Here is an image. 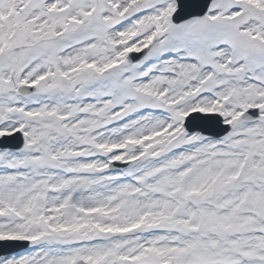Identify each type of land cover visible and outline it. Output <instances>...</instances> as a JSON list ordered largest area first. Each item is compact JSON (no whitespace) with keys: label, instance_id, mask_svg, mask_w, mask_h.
Returning <instances> with one entry per match:
<instances>
[{"label":"snow or ice","instance_id":"obj_1","mask_svg":"<svg viewBox=\"0 0 264 264\" xmlns=\"http://www.w3.org/2000/svg\"><path fill=\"white\" fill-rule=\"evenodd\" d=\"M0 264H264V0H0Z\"/></svg>","mask_w":264,"mask_h":264},{"label":"water","instance_id":"obj_2","mask_svg":"<svg viewBox=\"0 0 264 264\" xmlns=\"http://www.w3.org/2000/svg\"><path fill=\"white\" fill-rule=\"evenodd\" d=\"M23 245H12V246H3V248H0V252L2 251H16L20 248H23Z\"/></svg>","mask_w":264,"mask_h":264}]
</instances>
